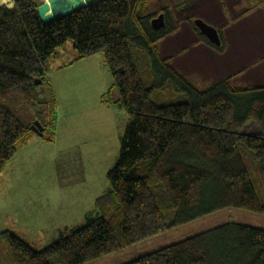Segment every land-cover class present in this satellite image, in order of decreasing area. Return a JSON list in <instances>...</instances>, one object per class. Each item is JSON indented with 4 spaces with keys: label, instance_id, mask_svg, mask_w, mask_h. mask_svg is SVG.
I'll return each instance as SVG.
<instances>
[{
    "label": "trees",
    "instance_id": "trees-1",
    "mask_svg": "<svg viewBox=\"0 0 264 264\" xmlns=\"http://www.w3.org/2000/svg\"><path fill=\"white\" fill-rule=\"evenodd\" d=\"M12 1L0 3V173L36 119L44 133L54 124L37 117V92L69 39L76 60L103 54L113 84L102 100L128 113L110 189L94 213L42 249L1 231L16 264H81L223 208L264 213L246 163L252 157L264 181V86L223 78L198 88L159 54L157 43L175 30L167 10L151 12L149 0H98L50 22L39 17L37 0ZM173 1L179 9L193 4ZM160 13L166 25L153 29ZM195 29L203 43L225 49L222 31L217 46ZM47 103L53 113V94ZM121 264H264V228L225 221Z\"/></svg>",
    "mask_w": 264,
    "mask_h": 264
},
{
    "label": "rangeland",
    "instance_id": "rangeland-1",
    "mask_svg": "<svg viewBox=\"0 0 264 264\" xmlns=\"http://www.w3.org/2000/svg\"><path fill=\"white\" fill-rule=\"evenodd\" d=\"M150 1L151 12L169 13V23L175 31L158 43L178 56L175 63L185 74L184 44L192 46L191 38L196 35L191 29L197 33L193 20L200 17L221 30L246 4L244 0H192V6L179 9L173 0ZM3 5L12 7L13 1L12 5ZM77 55L72 39L56 48L48 64L50 77L44 83L46 96L37 115L44 123L49 119L54 124L46 126L43 135L33 132L26 143L18 144L15 155L0 173V232L10 229L36 249L53 243L65 229L84 224L94 213L97 199L110 189L108 172L119 158L128 121L126 111L102 100L113 84L103 54L76 60ZM202 57L192 58L193 66L203 65L206 60ZM52 94L55 107L53 113H48L47 100ZM246 163L264 202V181L256 173V162L249 156ZM230 220L264 228V213L241 207L223 208L81 264L132 261ZM0 263L16 264L3 240Z\"/></svg>",
    "mask_w": 264,
    "mask_h": 264
},
{
    "label": "crops",
    "instance_id": "crops-1",
    "mask_svg": "<svg viewBox=\"0 0 264 264\" xmlns=\"http://www.w3.org/2000/svg\"><path fill=\"white\" fill-rule=\"evenodd\" d=\"M244 2L246 3L245 0ZM233 3L235 4L234 1ZM228 24V27L225 28L223 25V28L219 29L223 32L226 42L222 52L203 43L198 33L191 29L196 36L191 38L192 46L184 44L186 74L179 63L176 64L177 61L175 63L178 56L174 55V52H168L169 50L159 44L161 40L157 43L159 54L164 58L168 57L171 66L200 89L223 78H229L232 86L241 88L264 86V5L250 8L246 3L243 11L236 13L233 21ZM187 39L183 38V40ZM200 56L206 60L204 64L193 66L192 58L199 59ZM49 77L47 73V79ZM2 180L3 177L0 178V183L3 182Z\"/></svg>",
    "mask_w": 264,
    "mask_h": 264
},
{
    "label": "water",
    "instance_id": "water-1",
    "mask_svg": "<svg viewBox=\"0 0 264 264\" xmlns=\"http://www.w3.org/2000/svg\"><path fill=\"white\" fill-rule=\"evenodd\" d=\"M94 2H98V0H39L38 14L42 21L50 22L54 21V19L65 17V15L76 11V9L85 7ZM193 22L196 28L208 39L210 43L217 46L222 44L220 32H218V29L214 25L211 23L209 24L200 17L195 18ZM151 24L153 29L164 28L166 25L164 13H160L158 16L154 17L151 20ZM36 83L40 84L41 80L38 79ZM37 95L40 102L43 103L42 98L46 96L43 87L39 88ZM30 129H32L36 134H44V126L38 119L30 125Z\"/></svg>",
    "mask_w": 264,
    "mask_h": 264
},
{
    "label": "bare ground",
    "instance_id": "bare-ground-1",
    "mask_svg": "<svg viewBox=\"0 0 264 264\" xmlns=\"http://www.w3.org/2000/svg\"><path fill=\"white\" fill-rule=\"evenodd\" d=\"M0 3H2V4L3 3H10L12 5V1L11 0H0Z\"/></svg>",
    "mask_w": 264,
    "mask_h": 264
}]
</instances>
